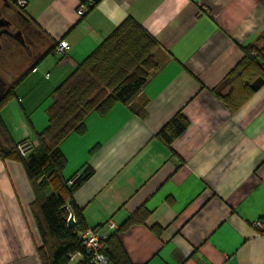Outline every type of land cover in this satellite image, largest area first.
I'll list each match as a JSON object with an SVG mask.
<instances>
[{"label":"crops","instance_id":"1","mask_svg":"<svg viewBox=\"0 0 264 264\" xmlns=\"http://www.w3.org/2000/svg\"><path fill=\"white\" fill-rule=\"evenodd\" d=\"M87 1L26 0L16 9L27 52L0 62V97L12 91L7 105L17 120L10 123L5 107L0 116L13 140H35L54 88L133 18L159 44V69L134 100L145 115L118 103L90 114L85 132L60 144L64 179L92 171L74 205L88 228L115 225L131 264H264V81L235 110L220 98L242 48L264 47V0H94L78 17ZM61 40L69 44L62 56L54 51ZM178 112L188 126L167 148L157 134ZM33 201L21 165L0 159V264H40ZM141 207L145 224L120 230Z\"/></svg>","mask_w":264,"mask_h":264},{"label":"trees","instance_id":"2","mask_svg":"<svg viewBox=\"0 0 264 264\" xmlns=\"http://www.w3.org/2000/svg\"><path fill=\"white\" fill-rule=\"evenodd\" d=\"M94 4L92 0L89 8ZM158 47L157 40L139 22L128 17L54 88L46 109L47 125L33 142H15L0 116V159L21 165L34 194L30 211L41 239L36 249L40 264H70L77 255L80 260L76 264H91V255L80 239L88 227L72 196L91 177L92 171L85 168L64 179L66 160L60 144L71 134H83L90 114L106 115L118 103L129 105L135 115L143 118L145 104L134 100L150 73L159 69L154 57ZM242 49V60L220 85V88L229 86V91L220 98L231 110L252 94L250 84L256 78L264 81V47L249 45ZM11 92L7 90L0 99V109L10 100ZM187 126V119L178 112L157 137L170 148ZM25 142H30L32 148L23 156L18 146ZM148 217L149 212L141 207L122 223L120 230L144 225ZM116 229L107 232L103 253L108 264H131L114 233ZM151 230L159 236L160 228Z\"/></svg>","mask_w":264,"mask_h":264},{"label":"built area","instance_id":"3","mask_svg":"<svg viewBox=\"0 0 264 264\" xmlns=\"http://www.w3.org/2000/svg\"><path fill=\"white\" fill-rule=\"evenodd\" d=\"M11 3L19 10L26 6V0H10ZM90 5H92V0L87 2H82L78 6L76 10V14L78 17H82L88 10ZM69 50V44L65 40H61L58 42L54 48L56 54L62 56L66 51ZM31 143L25 142L18 146V150L21 155H26L31 151ZM256 226H260V223H256ZM115 225L108 224L103 228H88L84 232L81 233L80 239L82 245L85 247L87 254L91 255L90 263L91 264H108V259L103 253V241L107 236V232L111 230H115ZM78 256V255H77Z\"/></svg>","mask_w":264,"mask_h":264},{"label":"flooded vegetation","instance_id":"4","mask_svg":"<svg viewBox=\"0 0 264 264\" xmlns=\"http://www.w3.org/2000/svg\"><path fill=\"white\" fill-rule=\"evenodd\" d=\"M9 2L0 0V62L8 55H19L20 47L27 52L20 13ZM8 8L13 11V15L6 13Z\"/></svg>","mask_w":264,"mask_h":264},{"label":"rangeland","instance_id":"5","mask_svg":"<svg viewBox=\"0 0 264 264\" xmlns=\"http://www.w3.org/2000/svg\"><path fill=\"white\" fill-rule=\"evenodd\" d=\"M9 68H11L10 70H15V72H16V74H17V72H19V70H20V68L18 67V68H16V67H14V68H12V67H9ZM2 70H4V68H2V67H0V72L2 71ZM5 71H6V68H5ZM8 103H6L4 106H2V108L1 109H3L4 107V109L2 110L3 111V115H7V117H8V119H11V122L10 123H13V121H15V120H17V117L14 115V112H13V110H14V105H12V104H9V105H7ZM7 105V106H6ZM19 117L20 118H22L20 115H19Z\"/></svg>","mask_w":264,"mask_h":264},{"label":"water","instance_id":"6","mask_svg":"<svg viewBox=\"0 0 264 264\" xmlns=\"http://www.w3.org/2000/svg\"><path fill=\"white\" fill-rule=\"evenodd\" d=\"M262 83H263V78L258 77L250 84V88L252 90H256ZM68 225H69V227L71 226V220H69Z\"/></svg>","mask_w":264,"mask_h":264}]
</instances>
